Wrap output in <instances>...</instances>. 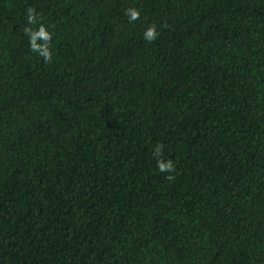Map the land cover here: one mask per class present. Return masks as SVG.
I'll return each instance as SVG.
<instances>
[{"label": "trees", "instance_id": "trees-1", "mask_svg": "<svg viewBox=\"0 0 264 264\" xmlns=\"http://www.w3.org/2000/svg\"><path fill=\"white\" fill-rule=\"evenodd\" d=\"M0 264H264V0H0Z\"/></svg>", "mask_w": 264, "mask_h": 264}, {"label": "clouds", "instance_id": "clouds-1", "mask_svg": "<svg viewBox=\"0 0 264 264\" xmlns=\"http://www.w3.org/2000/svg\"><path fill=\"white\" fill-rule=\"evenodd\" d=\"M126 15L129 19V22L136 20L139 18V11L136 9H126ZM27 21L29 24H34L36 22V17L34 15V9L29 8L27 9ZM41 28H43L44 26L41 25ZM25 32L29 33L31 32L27 27L25 28ZM144 38L148 41H153L156 39L158 33L156 31V27L155 25H150L148 28H146V30L144 31ZM40 56H42L45 61H48L51 59V53L49 51L43 52V53H39ZM161 151H162V145L161 144H157L154 148V157L157 159V167L161 172H169L171 173L174 170V164L171 160L167 161V162H161L159 157L161 156ZM169 179H171V176L168 177Z\"/></svg>", "mask_w": 264, "mask_h": 264}]
</instances>
